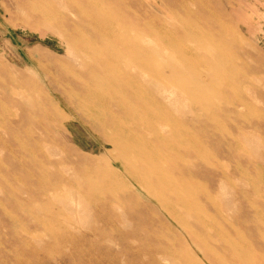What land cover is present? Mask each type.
I'll use <instances>...</instances> for the list:
<instances>
[{
  "label": "bare ground",
  "instance_id": "bare-ground-1",
  "mask_svg": "<svg viewBox=\"0 0 264 264\" xmlns=\"http://www.w3.org/2000/svg\"><path fill=\"white\" fill-rule=\"evenodd\" d=\"M11 1L15 5L16 10L26 17L25 20L30 17L36 20L33 22L34 26L49 28L48 22L58 16L57 20L60 19L62 24L67 25V32L64 31V33L69 37L66 39L68 43L70 42L74 47L79 46L78 43L80 41L88 43L85 48L77 47L73 50L75 55L71 60L76 63L69 65L72 66L69 67L70 69H59L58 75L70 87L72 96L77 97V99L81 98L79 102L80 108L85 111L88 118L98 122L96 124L99 126L97 125L93 128L102 130L103 134H105L104 143L111 144L113 152H115V155H112L111 152L106 151L108 160L104 159L106 161L105 171L100 170V167L94 169L84 167L75 172L76 166L78 168L80 165H86V161L91 159H85L76 149L68 146L63 132L60 130L58 133L53 132L61 125L63 126L68 118L61 117L57 121L56 118H53L56 112L54 116L52 115L53 117H50L44 109L39 110L38 114L41 119L35 122L37 135L33 140L35 147L31 146L35 150L30 161H32L31 164L38 176H40V180L36 181V189L39 192L37 202L35 201L36 204L34 203L31 206L40 207V209L36 216L28 215L26 221L31 226L40 227L43 235L47 237L44 240H39V243L43 244V251L66 244L70 254L68 260L74 259L79 253H93L95 250L100 253L101 261H106V264H120V261H118L120 258L118 257L121 256L122 252L129 253V256H132L131 264H264V252L262 251L264 249V236L259 237L264 232L260 230L261 227L259 228L256 218L248 214V216H245L247 217L246 219L242 218L239 221L240 225L231 224V226L233 230L239 227L250 229V241L256 242L258 246H261L260 248H248L243 243L238 245L236 244V237L231 238L226 231L227 228L223 230L218 221L208 223V219L213 216H209L205 205L201 204V202L199 203V200L195 197V194H197L195 192L199 188L197 185L200 182V174L207 176L208 181L215 182L218 172L215 173L199 166L195 149L196 144L184 139L181 140L179 129L172 128L170 133L174 137L173 139L171 138L172 140L164 137L161 133V128L162 126H170L171 118H173L168 110H166V114L163 113L158 119L156 118L157 120L152 119L150 115L154 111L153 103L159 105L161 103H158V99L163 101L160 94H164L166 99L168 98L169 100L173 95L177 94L178 100L184 99L191 103H199L200 109L206 110L209 105L206 106V103L214 98L213 91L217 88V84L215 85L213 81L222 79L223 91L226 92L230 89L234 90L236 83L240 81V78L236 75L235 64L220 46L222 35L219 28H223L224 25L218 16L210 14L211 7L217 6L216 0H160L166 5V8H161L156 2H151L150 5L158 9L159 12L154 16L151 14L149 19L134 22L136 24L126 23V21H121L120 18L117 20L116 16L109 15L103 6L102 0ZM57 7H59V11L56 9ZM210 15L211 17H209ZM170 17H174V28L169 26L170 22L167 23ZM154 19L157 20L155 24L153 23ZM127 21L129 22V20ZM89 32L94 35L91 40L94 39L104 46V52L93 45V42L91 43L90 40H87L90 39L88 36ZM192 41L195 42L194 49L188 45ZM100 52H102V55ZM77 67H79L78 71L80 73L75 71ZM0 68L2 75L8 76V84L4 80H0V88L5 90L6 87H9V83L14 82L15 79L12 77L11 69L7 68L3 63H1ZM230 69L234 72L233 75L230 74ZM47 76L49 79L52 78L49 73H47ZM41 87L43 88V84ZM174 91L176 94H174ZM20 93L18 92V94ZM145 94L152 96L147 99L144 98ZM32 95L35 94L32 93ZM4 96L13 104H21L17 102V98L10 99L7 95ZM50 107H48V110ZM78 108L77 110H79ZM223 114H227L226 109ZM188 117H196V112L193 108L188 112ZM253 126L256 127V124H253ZM257 126L259 127L260 124L257 123ZM182 127L193 133L190 126L186 127L183 124ZM235 130L239 131L240 129L236 128ZM144 134L148 136L149 134H154L158 137L160 146L152 144L151 147L148 145ZM47 142L59 148L62 159L57 160L61 161L51 160V153L45 148ZM7 143H10V141ZM12 153L13 155L15 154L14 152ZM182 153L185 156L187 155L188 158L185 159ZM2 160L0 161L2 162ZM62 161L67 164L62 168L55 169V165L63 164ZM114 163H118L120 167L118 170L114 167ZM3 169L1 170L3 171ZM93 174L98 177L101 176L105 180H113L116 177L121 178V182L116 179V183L110 185L111 190L109 191L112 194L116 191L127 194L125 191L128 187L122 181L125 175L131 184L146 194L145 200L155 199L159 210L163 213L166 212L169 217L171 216L177 220L183 234L188 233L191 247H187V242H184L183 246V241L181 240L180 247L183 246V248L178 250L173 245V239L169 240V237L167 238V236L163 235L159 237L153 228L160 220L155 217L146 218L145 214L146 211L150 210V206L146 205L143 200L135 201V205L138 207L137 210L132 209L134 207L128 205V201L133 198L131 196L128 198L126 196L123 200L114 199L116 205L109 203L107 205L101 204L99 207L98 204L101 201L95 196L96 191H89L90 189L88 190L87 187L86 189L80 188L81 181L89 182L87 179H91ZM33 177L35 178V176ZM25 184H27L25 185L26 189L33 190L34 184L31 181ZM202 187L199 193L202 197L204 195V200L215 207V203H218V201L213 202L212 194L217 189L208 190L207 187L206 189ZM60 188L64 189L65 192L62 191L59 194L55 191V189L58 190ZM202 191L203 193H201ZM27 203L26 205L29 206L31 201L29 204ZM262 203L261 205L264 209V200ZM60 205L65 210H62V208L61 211L54 209ZM70 206L73 208L84 206L86 210L92 207L96 210L97 208L102 209L100 212H96L97 214L93 219L94 226L90 229L91 236L94 237L93 240L90 239L91 236L87 238L85 234L78 232L80 226H77L79 223L75 222L78 218L70 217L66 213V208ZM221 211L218 209L219 213ZM195 213L201 214V218H196L197 221L192 222L193 219L191 218ZM246 214L247 212L245 211ZM78 217H80V214H78ZM124 221L127 222L126 224H129L128 221L130 223L136 222L137 225H130L128 230L125 227L123 229L114 226L115 224L123 226ZM61 225L63 226L62 229H60ZM72 229H75L76 232H73ZM108 238L112 244L107 248L103 247L101 245L102 242ZM97 241L100 246L94 248L93 245ZM36 247L38 246L30 248L29 255H37V252L42 249L38 250ZM194 251L200 253V260L197 259L198 257L196 258ZM123 255L125 256V254ZM181 257L184 258L183 261H181Z\"/></svg>",
  "mask_w": 264,
  "mask_h": 264
},
{
  "label": "rangeland",
  "instance_id": "rangeland-1",
  "mask_svg": "<svg viewBox=\"0 0 264 264\" xmlns=\"http://www.w3.org/2000/svg\"><path fill=\"white\" fill-rule=\"evenodd\" d=\"M102 1L100 2L103 3L109 15L113 17L116 16L115 18H117V20L120 18L121 21H126V23L129 24H133L138 20L149 19L151 14L153 16L157 14L159 11L150 5L151 2H156L161 8H166V5L160 0ZM215 3L217 6L211 7L210 14L212 13L218 16L219 20L224 25L223 28H219L222 35L220 40L221 49L226 51L229 59L235 64V70H237L236 75L240 78V81L237 82L234 87L235 91L231 89L227 92L223 91L222 79L213 81L215 85L217 84V88L213 91L214 98L206 103V106L209 104L206 110L200 109L199 103H191L184 99L178 100V95L175 91L174 94L177 96L173 95L170 100L168 98L166 99L164 94H160L163 101L158 99V103H161L159 105L153 103L152 106L154 111L151 112L150 115L152 119L154 118L157 120L161 114H166V110H168L173 118H171L170 126H162L161 128V133L164 137L173 139L174 137L170 134L172 128L179 129L180 137H182L181 140L184 139L185 141L196 144L195 149L199 166L215 173L218 172L215 182L208 181L206 178L207 176L200 174V182L197 185L199 188L196 187L197 190L195 192L198 194H195V197L199 200V203L201 202V204L205 205L206 212L209 216L214 217L208 219V223L218 221L223 230L227 228L226 231L231 238L236 237V244L238 245H242L243 243V245L248 248H260L261 246H258L256 242L250 241V229L239 227L236 231L233 230L231 224L240 225L239 221L242 218L246 219L247 217L245 216L249 214L256 218L259 228L261 227L260 230L264 232V209L261 205L264 200V0H216ZM126 7L128 9L130 8V10ZM58 8L59 7L56 9L59 11ZM16 11L15 5L11 0H0V66L1 63H3L7 68L11 69L12 77L15 79L14 82L9 83V87H6L5 90L0 88V160H4H2V162L0 161V172L2 171L1 169L5 167L1 172L3 175L0 173V264H106V261H101L102 257L100 258V253L95 250L93 253H79L74 259L68 260L70 254L66 244V246L62 244L61 246L58 245L57 247H52L43 251V244L39 243V240H44L47 237L43 235L40 227L31 226V224L26 221L28 215L36 216L40 209V207L31 206L35 203L39 195L36 189V181L40 180V176H38V173L31 164L32 161H30L35 150L31 146L35 147L33 140L37 135L35 122L41 119L38 114L40 109H44L50 117H53L56 112L53 118H56L57 121L58 119L60 120L61 117H67L68 120L64 122V125H61V127H58L59 129L57 128V130L53 132L58 133L59 130L63 132L68 146L72 149H76L85 159H91L90 161H86V165H80L78 168L76 166L75 172L84 167L93 169L100 167V170L105 171V160H108L106 151L111 152L112 155H115V152H113L111 144L104 143L103 138L105 134H103L102 130H95V128H93L98 125L96 124L98 122H94L92 118H88L85 111L80 108L79 102L81 98L77 99V97H73L70 92V87L62 77L58 75L59 69H70L69 67L72 66L69 65H74V63H76L71 60L75 55V51L73 50L77 47L85 48L88 43L80 41L77 47H74L70 42L68 43L66 39L69 37L64 33L67 29V25L64 23L62 24L60 19L57 20L58 16L48 22L47 25L49 28H44L42 26H34L33 22L36 20L33 17L25 20L26 17L24 15L22 16L19 11ZM209 17H211V15ZM169 19L167 23L170 22L169 26L174 28V17H170ZM127 20H129V22ZM57 22L58 24H56ZM59 22H61V24H59ZM156 22L157 20L154 19L153 23L155 24ZM88 36L90 39L87 40H90L91 43L93 42V45L98 47L102 52L105 51L104 46H102L100 42L98 43V41L94 39V41L91 40L94 38L91 32H89ZM188 45L193 49L195 48L194 41L190 42ZM102 52H100L101 55ZM76 69L75 71L80 73L78 71L79 67ZM0 73V80L7 82L8 76L2 75L1 68ZM47 73L52 76L51 79L48 78ZM230 74L233 75L234 72L231 70ZM42 84L43 88L45 86V90L41 87ZM59 91L63 92L61 93ZM18 92L21 93L18 94ZM32 93L35 95H32ZM67 94L69 95L66 96ZM4 95H7L10 99L17 98V102L21 104H13L8 101ZM151 96L150 94H145L144 98L150 99ZM48 105L51 106L49 110ZM41 106L44 107L42 108ZM77 108L79 110H77ZM191 108L196 112L195 118L188 117V112ZM225 109L227 110L226 115L223 114L225 113ZM257 123L260 124L259 127ZM183 124L186 127L190 126L193 133L188 132L185 127H182ZM253 124H256V127H254ZM236 128L240 130L236 131ZM11 133L13 134L10 135ZM144 135L148 145L151 147L152 144L158 147L160 146L159 139L154 134H149V136L146 134ZM9 141L10 143H7ZM55 146L56 145L47 142L45 148L51 153V160L54 159L53 161L59 162L61 160L57 159H62V156L59 148ZM12 152L16 154H14L15 157ZM183 157L185 159L188 158L187 155L185 156L184 154ZM10 161L12 162L10 163ZM66 164L67 163H63L62 165L59 164V166L55 165V169L59 167L62 168ZM113 165L117 170L120 168L118 163H114ZM15 167H18L16 168L17 170ZM34 172H36V174H34ZM33 176H35V178ZM93 177L87 179L89 182L82 180L80 188L86 189L87 187L88 190L90 189L89 191H96L95 196L101 201L98 206L101 204L107 205L109 203L116 205L114 199L123 200L126 196L127 198L131 196L133 198L128 201V205L134 207L132 209L137 210L138 207L135 205V201L139 199L141 201L143 200L146 205L150 206V210L148 212L146 211V218L155 217L162 222L155 224L157 228H153L159 237L163 235L167 236V238L169 237V240L173 239V245L177 247L178 250L183 248L186 242L187 247H191L188 233L186 232L183 234L182 228L178 225L179 223H177V220L173 219L171 216L169 217L166 212L163 213L159 210L155 203V199H151L150 201L147 199L145 200L146 194L140 189H137L135 185L131 184L125 175L122 181H124L128 187L125 191L127 194L124 192L123 194L119 193L120 191L113 192L112 194L109 191L111 190L110 185L116 183V179L121 182L120 177H116V179L113 180L107 179L109 181L101 178V176H95L94 174ZM29 181L34 184L33 190L26 189L25 185L27 184L25 183H29ZM201 186H203V189L207 187L208 190L213 188L217 189L216 192L212 194L213 202L218 201V203L214 202L216 204L215 207L203 199L204 195L202 197L199 193ZM55 191L59 194L62 193V191L65 192L62 188L58 190L55 189ZM201 193H203V191ZM27 194L28 196L30 195V197H28ZM26 203L29 204V206L26 205ZM61 208L62 210L64 209L61 205L54 209H59L61 211ZM217 208L222 211L219 213ZM66 210V213L70 217L78 218L75 220V222L79 223L77 226H80L78 232L90 238V229L94 226L93 219L97 214L96 212H100L102 209L97 208L96 210L92 207L86 210L84 206H80V208H73L70 206L67 207ZM245 211L247 212L246 215ZM217 212L218 214L216 215ZM78 214H80V217H78ZM199 217L201 218V214H193L191 218L193 219L192 222L197 221L196 218ZM126 223L127 222L124 221L123 226L119 224H115L114 226L123 229L125 227L126 230H128L130 225H137L136 222L130 223V221H128L129 224ZM62 228L63 226L61 225L60 229ZM8 229L11 231L10 233ZM72 231L76 232L75 229H72ZM28 232H30V234H28ZM261 236H264V234L261 233L259 237ZM93 238L94 237L91 236L90 239L93 240ZM181 240L183 241L182 247H180ZM103 242L101 245L106 248L112 244L109 238ZM98 244V241L95 242L93 247L96 248L100 246V244ZM36 245L38 246L36 249H42L37 252V255H29L30 248ZM262 251L264 252V249H262ZM194 253L196 258L198 257L197 259L200 260V253L196 251H194ZM123 254H125V256ZM91 255H93V257H91ZM120 255L121 256L118 257L120 258L118 259L120 264H131L132 256H129V253L122 252ZM181 259V261L184 260L183 257H181Z\"/></svg>",
  "mask_w": 264,
  "mask_h": 264
},
{
  "label": "crops",
  "instance_id": "crops-1",
  "mask_svg": "<svg viewBox=\"0 0 264 264\" xmlns=\"http://www.w3.org/2000/svg\"><path fill=\"white\" fill-rule=\"evenodd\" d=\"M242 38V37H241Z\"/></svg>",
  "mask_w": 264,
  "mask_h": 264
}]
</instances>
